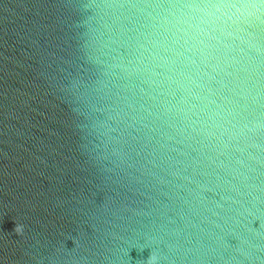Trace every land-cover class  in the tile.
I'll list each match as a JSON object with an SVG mask.
<instances>
[{"label":"water","instance_id":"1","mask_svg":"<svg viewBox=\"0 0 264 264\" xmlns=\"http://www.w3.org/2000/svg\"><path fill=\"white\" fill-rule=\"evenodd\" d=\"M0 264H264V0H0Z\"/></svg>","mask_w":264,"mask_h":264}]
</instances>
